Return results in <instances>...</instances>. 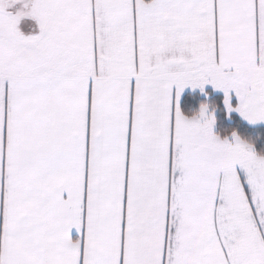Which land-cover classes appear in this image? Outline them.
<instances>
[{"label":"snow or ice","instance_id":"6c2138e0","mask_svg":"<svg viewBox=\"0 0 264 264\" xmlns=\"http://www.w3.org/2000/svg\"><path fill=\"white\" fill-rule=\"evenodd\" d=\"M0 264H264V0H0Z\"/></svg>","mask_w":264,"mask_h":264}]
</instances>
